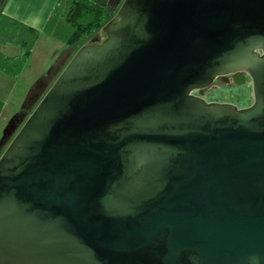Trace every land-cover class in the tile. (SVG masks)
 Masks as SVG:
<instances>
[{
    "label": "water",
    "instance_id": "obj_1",
    "mask_svg": "<svg viewBox=\"0 0 264 264\" xmlns=\"http://www.w3.org/2000/svg\"><path fill=\"white\" fill-rule=\"evenodd\" d=\"M16 129L0 264H264V0H121Z\"/></svg>",
    "mask_w": 264,
    "mask_h": 264
},
{
    "label": "trees",
    "instance_id": "obj_2",
    "mask_svg": "<svg viewBox=\"0 0 264 264\" xmlns=\"http://www.w3.org/2000/svg\"><path fill=\"white\" fill-rule=\"evenodd\" d=\"M115 4L112 8L111 0H58L43 33L61 36L63 30L68 31L66 44L76 53L113 18L120 1ZM40 36V32L9 22L0 15V44L22 48L21 55L14 58L0 52V71L17 78L31 58Z\"/></svg>",
    "mask_w": 264,
    "mask_h": 264
},
{
    "label": "rangeland",
    "instance_id": "obj_3",
    "mask_svg": "<svg viewBox=\"0 0 264 264\" xmlns=\"http://www.w3.org/2000/svg\"><path fill=\"white\" fill-rule=\"evenodd\" d=\"M116 2L117 0H111L112 8ZM67 32L63 30L61 36L41 34L31 58L17 78H5L0 74V143L8 120L25 107L27 97L33 86L53 70L55 72L54 77L51 80L50 76L46 89L50 87L75 54L74 48H70L66 44ZM95 37H100V32ZM2 50L9 54L14 53L12 51L19 52V49L13 46L4 47ZM55 65L57 68L54 67ZM210 98L220 104L233 102L232 105L239 109L250 107L254 101L252 86L247 85L221 86L211 93Z\"/></svg>",
    "mask_w": 264,
    "mask_h": 264
},
{
    "label": "crops",
    "instance_id": "obj_4",
    "mask_svg": "<svg viewBox=\"0 0 264 264\" xmlns=\"http://www.w3.org/2000/svg\"><path fill=\"white\" fill-rule=\"evenodd\" d=\"M57 2L58 0H0V15L9 22L12 21L14 24L33 29L42 34ZM7 46L16 47L19 52L4 53L2 49ZM0 52L5 57L14 58L21 55L22 48L18 45L2 43L0 44ZM0 74L5 78L14 79L2 71Z\"/></svg>",
    "mask_w": 264,
    "mask_h": 264
},
{
    "label": "flooded vegetation",
    "instance_id": "obj_5",
    "mask_svg": "<svg viewBox=\"0 0 264 264\" xmlns=\"http://www.w3.org/2000/svg\"><path fill=\"white\" fill-rule=\"evenodd\" d=\"M121 1V0H119ZM92 38H95V36H93ZM91 38V39H92ZM98 39H100V37H96ZM57 65H55L54 67H56ZM58 66H60V64H58ZM57 68V67H56ZM55 70V68H54ZM54 71L52 70L50 73H47V77L45 79H40L31 89V91L29 92V95L27 97L26 103H25V107L23 109H21V111L17 112L15 115H13L7 122L5 128L7 127V125L9 124V122L12 119H15V125L17 126V129H19L21 127V123L29 116V114L31 113V110L33 109L34 105L37 103L38 98L41 96V94L46 90V87L48 86V82L50 81V76H51V80L54 77ZM243 74V73H240ZM49 80V81H48ZM238 86L237 84H235L234 80H233V75H230L228 77H219L218 79H216V81L207 89L204 90V96L203 98L209 102V103H217V101L211 100L213 98H210L211 93H213L217 88L221 87V86ZM249 86L251 87V80L250 78L246 75V83L245 86ZM196 94H199V92H197ZM222 103V102H221ZM227 104H234L233 102H224ZM16 129V130H17ZM17 132V131H16ZM16 132H13V134L10 137H7L6 139H4L1 143H0V152L2 154L3 150L7 147V145L10 143V141L13 139L14 135L16 134Z\"/></svg>",
    "mask_w": 264,
    "mask_h": 264
}]
</instances>
